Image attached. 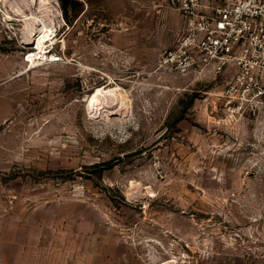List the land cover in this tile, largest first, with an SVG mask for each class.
Listing matches in <instances>:
<instances>
[{
	"label": "rangeland",
	"instance_id": "374dc122",
	"mask_svg": "<svg viewBox=\"0 0 264 264\" xmlns=\"http://www.w3.org/2000/svg\"><path fill=\"white\" fill-rule=\"evenodd\" d=\"M181 31L166 0H0V264H264L263 108L163 67Z\"/></svg>",
	"mask_w": 264,
	"mask_h": 264
},
{
	"label": "built area",
	"instance_id": "2783aa9c",
	"mask_svg": "<svg viewBox=\"0 0 264 264\" xmlns=\"http://www.w3.org/2000/svg\"><path fill=\"white\" fill-rule=\"evenodd\" d=\"M182 31L160 63L169 71L228 75L229 90L257 99L264 114V0H166Z\"/></svg>",
	"mask_w": 264,
	"mask_h": 264
},
{
	"label": "bare ground",
	"instance_id": "6f19581e",
	"mask_svg": "<svg viewBox=\"0 0 264 264\" xmlns=\"http://www.w3.org/2000/svg\"><path fill=\"white\" fill-rule=\"evenodd\" d=\"M41 1H44V0H41ZM41 4H44V3H41ZM34 5V4H33ZM45 5V4H44ZM14 7V6H13ZM31 7V6H30ZM50 7V6H49ZM48 9V8H47ZM31 10V9H30ZM39 10V9H38ZM49 10V9H48ZM37 12V11H36ZM29 18V17H28ZM38 18V17H37ZM35 20V19H33ZM35 22V21H34ZM46 25V24H45ZM44 27V26H43ZM50 30L52 29H48L47 27H44L42 29V34L40 36H38V38L33 42V44H35V49H41L43 48L44 46V43L47 42L49 39H51V33ZM40 53V52H39ZM32 56V58L36 55L35 53H31L30 54ZM29 55V56H30ZM38 56V55H37ZM111 91L113 92V90L111 89H106V87H97L96 88V91L93 93L92 97H91V105L94 104V101L95 99L98 98V96L102 95V94H105V93H111ZM107 96V95H106ZM93 102V103H92ZM123 104V101L121 103V105ZM125 105V104H123ZM103 106V105H102ZM109 106V105H108ZM104 107V106H103ZM101 108V107H100ZM109 108V107H107ZM113 110V108H112ZM107 112V111H106ZM114 112V110H113Z\"/></svg>",
	"mask_w": 264,
	"mask_h": 264
}]
</instances>
